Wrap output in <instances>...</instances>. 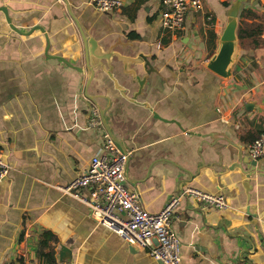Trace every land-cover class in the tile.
Segmentation results:
<instances>
[{"label": "crops", "instance_id": "crops-1", "mask_svg": "<svg viewBox=\"0 0 264 264\" xmlns=\"http://www.w3.org/2000/svg\"><path fill=\"white\" fill-rule=\"evenodd\" d=\"M201 3L170 34L161 0H124L115 12L90 0H0L22 33L0 12V153L10 167L0 185V264H39L44 231L58 238V264H163L100 226L66 191L103 153L102 130L89 118L93 101L105 131L130 154L126 187L148 212L187 189L224 196L223 211L182 198L172 223L182 264H264V158L250 190L236 169L264 128V39L258 47L245 40L247 49L239 43L229 80L206 66L231 7L240 5L238 25L243 12L252 13L248 26L263 25L264 0ZM90 40L112 54L104 63L126 96L88 69ZM62 247L71 252L64 260Z\"/></svg>", "mask_w": 264, "mask_h": 264}, {"label": "built area", "instance_id": "built-area-1", "mask_svg": "<svg viewBox=\"0 0 264 264\" xmlns=\"http://www.w3.org/2000/svg\"><path fill=\"white\" fill-rule=\"evenodd\" d=\"M90 3L101 12H115L123 7L124 0H90ZM161 3L162 29L170 34L182 30L190 10L198 11L202 6L201 0H161ZM92 117L91 126L102 130L103 153L92 158L89 170L70 183L66 191L89 207L91 217L100 226L118 235L128 245L149 250L150 256L163 264H182L181 243L172 227L182 198L192 197L223 211L228 207L224 196L187 189L172 197L161 212H148L138 195L126 187L129 152L122 150L105 131L98 111H94ZM247 153L256 162L264 158V128L247 146ZM9 171L10 167L0 153V185ZM82 188L88 189L89 196L79 192Z\"/></svg>", "mask_w": 264, "mask_h": 264}, {"label": "water", "instance_id": "water-1", "mask_svg": "<svg viewBox=\"0 0 264 264\" xmlns=\"http://www.w3.org/2000/svg\"><path fill=\"white\" fill-rule=\"evenodd\" d=\"M0 12H2L5 15L7 23L10 25V27L17 33L22 34L13 25L12 20L10 19V16H9L8 9L6 7H0ZM239 12H240V5L238 3L231 7L229 11L228 23L226 24L222 34L220 35L218 39V43H217L216 50H215L216 51L215 55L206 65L209 71L227 80L232 78V75H233L232 67L235 64V61H236V58L239 52L240 42H239L238 35H237ZM46 40H47L46 54L48 56L50 43H49V39L47 36H46ZM88 44H91V48L89 49V52H88V57H87L88 66L87 67L92 73V75L94 76L98 70H101L114 83V87L116 88V90H118L123 96H126V89L120 86L119 82L114 77L112 71L108 69L107 64L104 63V62L111 63V61L113 60V58H111L112 54L106 53L104 50L97 48L95 41L90 40L88 41ZM55 58L65 63L67 66L78 70L77 67L69 63L67 60L60 58V57H55ZM120 62H122L123 71L128 73L126 62L124 60ZM137 79H135L136 80L135 83L138 84V93H141L142 83L140 81H137ZM132 102H135V101L132 100ZM88 106L90 109L89 118L91 117L95 109L100 110L98 109L99 106L97 105L95 101H93L91 104H88ZM145 106H147L153 112V109L149 105H145ZM153 115L156 119L162 120L161 117L157 115L156 113H153ZM236 169L240 170L242 175L246 178V180L243 182V185L247 190H250L252 188L250 185L251 177L256 175L259 172L258 167H257V162L251 160L249 157L240 156L236 164ZM65 254L70 255L71 252L65 247H62L61 252H60V258L61 259L63 258L64 260Z\"/></svg>", "mask_w": 264, "mask_h": 264}, {"label": "trees", "instance_id": "trees-1", "mask_svg": "<svg viewBox=\"0 0 264 264\" xmlns=\"http://www.w3.org/2000/svg\"><path fill=\"white\" fill-rule=\"evenodd\" d=\"M252 14L251 12H243L240 16V21L238 25L237 35L240 42V45L244 48H248L245 44V40H252L255 47H258L263 43L262 41V30L264 28V24H252L248 26L245 23V18L247 15ZM211 42L216 41V35L212 32L210 33ZM249 45V44H248ZM58 238L50 231H44L38 242L37 249V259L39 264H58L57 259V247H58ZM6 264H25V259L23 257L18 258L16 261L9 262Z\"/></svg>", "mask_w": 264, "mask_h": 264}, {"label": "flooded vegetation", "instance_id": "flooded-vegetation-1", "mask_svg": "<svg viewBox=\"0 0 264 264\" xmlns=\"http://www.w3.org/2000/svg\"><path fill=\"white\" fill-rule=\"evenodd\" d=\"M96 110V109H95ZM98 113H99V116H100V119H101V115H100V112L98 110ZM102 125H103V122L101 121ZM103 128H104V125H103Z\"/></svg>", "mask_w": 264, "mask_h": 264}, {"label": "rangeland", "instance_id": "rangeland-1", "mask_svg": "<svg viewBox=\"0 0 264 264\" xmlns=\"http://www.w3.org/2000/svg\"><path fill=\"white\" fill-rule=\"evenodd\" d=\"M239 48H240V46H239Z\"/></svg>", "mask_w": 264, "mask_h": 264}]
</instances>
